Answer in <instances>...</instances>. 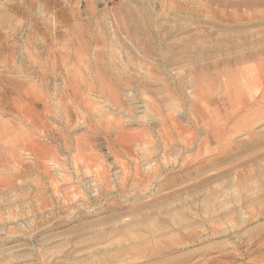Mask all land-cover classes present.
<instances>
[{
	"label": "rangeland",
	"instance_id": "374dc122",
	"mask_svg": "<svg viewBox=\"0 0 264 264\" xmlns=\"http://www.w3.org/2000/svg\"><path fill=\"white\" fill-rule=\"evenodd\" d=\"M0 264H264V0H0Z\"/></svg>",
	"mask_w": 264,
	"mask_h": 264
},
{
	"label": "bare ground",
	"instance_id": "6f19581e",
	"mask_svg": "<svg viewBox=\"0 0 264 264\" xmlns=\"http://www.w3.org/2000/svg\"><path fill=\"white\" fill-rule=\"evenodd\" d=\"M260 79V78H259ZM252 134V133H251ZM216 260V259H215Z\"/></svg>",
	"mask_w": 264,
	"mask_h": 264
}]
</instances>
